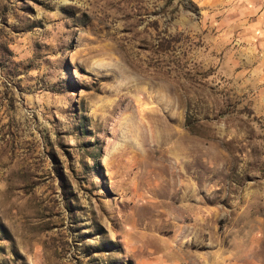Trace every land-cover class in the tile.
Masks as SVG:
<instances>
[{
	"label": "rangeland",
	"instance_id": "374dc122",
	"mask_svg": "<svg viewBox=\"0 0 264 264\" xmlns=\"http://www.w3.org/2000/svg\"><path fill=\"white\" fill-rule=\"evenodd\" d=\"M0 264H264V0H0Z\"/></svg>",
	"mask_w": 264,
	"mask_h": 264
}]
</instances>
